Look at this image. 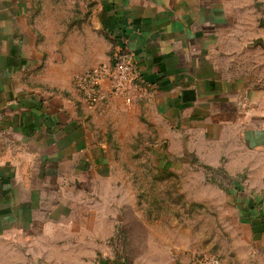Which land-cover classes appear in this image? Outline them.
Here are the masks:
<instances>
[{
    "label": "crops",
    "instance_id": "crops-1",
    "mask_svg": "<svg viewBox=\"0 0 264 264\" xmlns=\"http://www.w3.org/2000/svg\"><path fill=\"white\" fill-rule=\"evenodd\" d=\"M51 1L0 0V242L33 245V260L94 264L116 235L114 150L130 134L154 149L156 166L242 176V235L221 259L264 264V114L248 77L229 65L241 54L234 0H69L74 12ZM52 21L62 22L54 45ZM118 51L145 91L92 109L76 78L113 65Z\"/></svg>",
    "mask_w": 264,
    "mask_h": 264
},
{
    "label": "rangeland",
    "instance_id": "rangeland-1",
    "mask_svg": "<svg viewBox=\"0 0 264 264\" xmlns=\"http://www.w3.org/2000/svg\"><path fill=\"white\" fill-rule=\"evenodd\" d=\"M70 3L66 0L61 9L74 12L75 6L70 9ZM233 7L238 34L232 45L237 51L241 49V54L229 65L234 73L248 77L246 87L258 92L259 108L264 114V0H234ZM50 8L55 11L59 5L52 0ZM73 21L66 22V39L71 46ZM87 23L84 21L83 39L90 44ZM59 25L62 22H50L52 45L59 38ZM129 123L138 128L134 122ZM127 137L114 150L119 162V180L115 182L116 235L100 246L94 264L105 259L126 264H185L204 256L230 261L242 235L236 205L244 204L246 199L235 188L250 190L247 181L242 176L232 178L221 169L209 170L202 165L177 171L156 166L154 149H143L146 142L140 137ZM32 246L15 245L9 239L0 242V264H56L33 260ZM45 247L55 253V246ZM86 247L83 245V253L90 251ZM40 249L36 246V250ZM70 254H74L73 249Z\"/></svg>",
    "mask_w": 264,
    "mask_h": 264
},
{
    "label": "built area",
    "instance_id": "built-area-1",
    "mask_svg": "<svg viewBox=\"0 0 264 264\" xmlns=\"http://www.w3.org/2000/svg\"><path fill=\"white\" fill-rule=\"evenodd\" d=\"M109 81L110 91L106 92L103 82ZM78 89L86 104L97 109L107 104L113 96H122L128 105L132 104L133 91L144 92L140 87L136 65L133 60L121 51L115 55L113 65H102L91 68L76 78ZM194 264H228L216 256H204Z\"/></svg>",
    "mask_w": 264,
    "mask_h": 264
}]
</instances>
